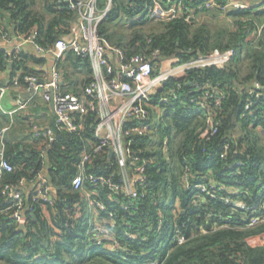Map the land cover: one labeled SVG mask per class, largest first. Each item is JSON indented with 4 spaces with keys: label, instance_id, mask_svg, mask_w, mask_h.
I'll return each mask as SVG.
<instances>
[{
    "label": "trees",
    "instance_id": "16d2710c",
    "mask_svg": "<svg viewBox=\"0 0 264 264\" xmlns=\"http://www.w3.org/2000/svg\"><path fill=\"white\" fill-rule=\"evenodd\" d=\"M64 1L39 0L41 8L36 10L35 0H0L3 32L23 37L34 34L37 46L50 48L68 33L76 18ZM162 1L166 4L168 0ZM206 1L170 0L169 6L176 8L182 2L188 13L155 21L148 16L152 0H113L110 12L99 24V34L122 50L126 62L135 55L151 58L157 52L152 57L155 62L176 58L185 63L214 50H234L222 68L192 69L184 79L168 80L164 91L177 100L161 105V113L152 119L150 134L127 142L130 168L143 167L138 174L143 186H137L143 196L138 195L133 207L125 210L128 204L124 197L112 195L106 187L95 188V199L107 207L98 220L113 216L106 226L121 249L111 253L97 245L87 234L90 220L86 212L77 220L71 216L76 202L82 210L85 207L84 194L72 191L70 183L82 152L95 143L97 119L89 112L82 118L80 135L58 131L52 120L49 129L53 141L49 143L43 136L35 137V144L27 143L28 134L14 141L20 129L12 127L5 133L4 155L13 170L3 173L2 188L43 176V171L54 190V203H35L32 213L24 215L25 228L18 230L12 216L16 209L5 210L11 202L0 195V264H264V222L247 227L252 213L221 199L264 201V139L260 136V132L264 134V33L257 38L258 28L264 24V7L250 0L248 9L224 13L205 8ZM210 12L224 15L223 24L212 28L207 22H197L199 15ZM121 21L124 30L118 32L114 26ZM12 57L15 59L9 63ZM43 65L45 59L33 53L21 51L9 56L0 50V72L9 69L13 77L19 71L40 78L47 70L36 68ZM58 67L71 84L68 92L81 94L92 81L89 62L71 52ZM77 68L83 74L81 80L70 77ZM255 83L260 89H255ZM203 87L214 95L208 101L209 108L190 103ZM216 98L218 105L214 104ZM251 101L258 109L248 116L244 107ZM210 121L217 126L215 134L210 133ZM4 122L9 124L10 120L4 116ZM3 125L0 121V128ZM24 128V133L30 130ZM237 129L241 135H236ZM155 132L159 133L156 140ZM251 132L256 135L252 137ZM41 143H48L43 155ZM113 169L111 159L104 155L87 167L95 173ZM187 175L188 185L184 180ZM177 234L184 238L181 244Z\"/></svg>",
    "mask_w": 264,
    "mask_h": 264
},
{
    "label": "built area",
    "instance_id": "2783aa9c",
    "mask_svg": "<svg viewBox=\"0 0 264 264\" xmlns=\"http://www.w3.org/2000/svg\"><path fill=\"white\" fill-rule=\"evenodd\" d=\"M113 0H65L64 4L76 13V18L69 24L68 33L57 39L53 46L43 49L34 43V34L26 37L10 35L3 32L0 21V35L2 41L8 45L6 53L11 56L19 53L26 44L33 45L34 51L38 55L52 57L54 62L49 71L45 73L46 78H38L35 75L21 74L18 72L11 79V87L21 89L31 97L41 94L44 102H53V114L55 127L58 131H65L78 135L82 132V118L89 112L94 113L97 121L93 127L95 143L89 144L81 154V159L77 165V173L70 183L74 192L84 194L85 201L90 209H94L98 214L105 212L107 207L94 195L97 186L106 187L112 195H120L125 198L127 210L135 203L140 193L137 186L142 188L140 174L143 167L130 168L128 163V152L126 144L132 137H141L151 133V123L154 116L161 113V105L167 104L171 99L177 100V96L164 91L165 85L170 79L185 77L192 69L204 67L222 68L234 55V50L218 51L214 50L210 54L185 63H179L176 58H166L156 61L152 58L156 56L154 52L151 58L145 55H135L128 62L124 60L121 49L112 46L101 34H99V24L104 21L111 10ZM170 0L166 4L162 0H152L148 9V16L155 21L169 20L174 17L188 13L182 2L175 6H169ZM168 6V7H167ZM205 8H217L221 12L230 10H245L250 7L245 0H208L204 3ZM183 9V10H182ZM184 11V12H183ZM264 33V24L258 28L257 38ZM256 38V39H257ZM13 47V49H10ZM67 52H71L78 57L87 60L91 68L92 81L84 88L81 94L68 92L63 88L62 75L58 67V62ZM15 58H10L11 63ZM43 80V84L39 81ZM255 89L260 86L255 83ZM199 94L191 99L190 103L203 108H209V100L214 99V95L204 87L198 90ZM259 98L258 92L255 99ZM35 106L32 100L28 102L20 96L15 99L16 110L25 109L29 105ZM215 105L219 104V98L215 99ZM256 102H248L244 109L245 115L253 116ZM244 116V114H243ZM27 126L34 137H45L48 143L53 141V133L50 129H43L38 126L32 118L26 120ZM211 124V134H215L217 126ZM5 129L0 128V195H4L11 204L5 210L16 209L12 216L16 219L17 225L24 223V215L32 213L35 203L53 205L54 196L51 186L42 175H37L34 179H21L15 185H7L2 188V175L4 172L13 170L12 165L6 160L4 155L3 138ZM47 144H40V152L43 155L48 147ZM166 143V142H164ZM226 148V147H225ZM109 150L112 151L111 158ZM107 156L111 159L114 169L110 172H91L87 167L98 157ZM236 165H240L239 163ZM186 173L189 169L185 168ZM188 185V175L184 176ZM31 184L34 191L29 198L23 194V187ZM90 186L89 188H86ZM196 187H202L196 184ZM212 188L214 185L211 186ZM214 195L213 197H215ZM228 196L221 197L226 203H231L234 208L252 213L247 227H253L264 222V201L255 200L246 202L243 200H232ZM30 201V202H29ZM64 202V200H62ZM73 219H79L83 210L76 202L73 204ZM23 212L20 216L18 213ZM110 220L104 223H90L88 235H92L97 245L103 249L116 253L121 249V244L114 234L106 226ZM113 222V221H112ZM94 228L91 229V225ZM65 226H68L66 223ZM132 238V235L128 236ZM177 242L181 244L184 238L177 234ZM156 264V262L152 263Z\"/></svg>",
    "mask_w": 264,
    "mask_h": 264
},
{
    "label": "crops",
    "instance_id": "0c3cea01",
    "mask_svg": "<svg viewBox=\"0 0 264 264\" xmlns=\"http://www.w3.org/2000/svg\"><path fill=\"white\" fill-rule=\"evenodd\" d=\"M245 1L247 3H250V0H245ZM7 48H9L8 45H6V43L4 41L0 40V50H5ZM10 49H13V47H10ZM22 52L33 53L35 55H38L34 51L33 45H31V44H26L22 48ZM38 56H40V57L45 59V65H43V67H40V68L38 67L36 69H41L42 68L44 71L46 69L47 70L46 72H48L50 66L53 65V62H54L53 58L52 57H48V56H43V55H38ZM60 71H62V70H60ZM18 72L19 71H16V74ZM61 75H62L63 88L65 90L70 89V85H71L70 82L69 81H65L62 72H61ZM74 76H77V78L79 80L82 79L83 74H82L80 68L74 69V70H72L70 72V77L73 78ZM39 77L40 78H46V76H44L42 74ZM12 78H13V75L10 72L9 69L0 72V121L4 123L2 128L5 129V133L11 127L14 130L15 129L19 130L20 129L19 133L18 132L15 133L14 141H15V138L18 141L22 140V139H24L23 135L26 136L28 134L29 135V136H27L28 140H25V142H27V143L28 142H32L33 144H35L36 143L35 142L36 138L32 136V134L30 133L31 131L29 129L27 130L26 133L22 132V130L26 129V128H24L25 126H27V124H25L26 120H28V118H32L34 120V122L38 126H40V128L49 129L51 121L54 120L53 110L50 107V102H48V103L44 102V100L42 99L41 94H35L33 97H31L28 93L22 91L21 89H16V88L11 87V79ZM178 79H184V77L182 76V77H180ZM80 84H78L77 86L80 87L81 86ZM19 96L21 98H23L24 100H26L27 102L29 100H32L33 103H35V106H32L30 104L25 109L16 110L15 99H17ZM4 116L8 120H10L9 124H5ZM21 118H22L23 121L19 120ZM82 131H83V129H82ZM5 133H4V135H5ZM80 134L81 133H79L78 135H80ZM42 174L44 176L43 171H42ZM49 185L51 186V184H49ZM51 189L54 192L52 186H51ZM22 191H23V194L25 195V197L29 198L30 195L32 194V192L34 191V187L31 184H26L23 187ZM86 208H87V211H86ZM44 212H45L46 215H48V213H49L48 210H45ZM83 212H86L85 214H87V216L89 217V220H90L89 223H95L96 221L100 222V223H104L105 222V219L98 220L97 211L94 210V209H90V207H88V204H87L86 201H85V207L83 208Z\"/></svg>",
    "mask_w": 264,
    "mask_h": 264
},
{
    "label": "rangeland",
    "instance_id": "374dc122",
    "mask_svg": "<svg viewBox=\"0 0 264 264\" xmlns=\"http://www.w3.org/2000/svg\"><path fill=\"white\" fill-rule=\"evenodd\" d=\"M255 2H257L256 4H260V3H263L262 7H264V0H255ZM252 3V1H251ZM35 9L36 10H39L41 7H40V3H39V0H35ZM225 16L224 15H219V14H215L214 12H210V13H204V14H201L198 16L197 18V22H207L212 28L214 27H219L222 23V21L224 20ZM231 21V20H229ZM123 23L124 22H120V24H117L116 26H114V29L116 31H123L124 29V26H123ZM163 127L165 128V125H163ZM252 133V137L255 136L256 134L251 132ZM236 135H241V131L240 130H236ZM159 136V133L155 132V140L157 139V137ZM260 136L263 137L264 139V134L263 132H260ZM263 149H264V146H263ZM261 149V152H264V150ZM264 155V153H262ZM262 170H264V163L262 165ZM86 211H87V208H86Z\"/></svg>",
    "mask_w": 264,
    "mask_h": 264
},
{
    "label": "water",
    "instance_id": "95a60500",
    "mask_svg": "<svg viewBox=\"0 0 264 264\" xmlns=\"http://www.w3.org/2000/svg\"><path fill=\"white\" fill-rule=\"evenodd\" d=\"M43 82H44L43 80H40L39 84H43ZM50 107L53 110V102L52 101H50ZM111 156H112V151L109 150V157L111 158ZM31 216L34 217L33 214ZM24 228H25V224L24 223H21V224L18 225V230H23Z\"/></svg>",
    "mask_w": 264,
    "mask_h": 264
}]
</instances>
